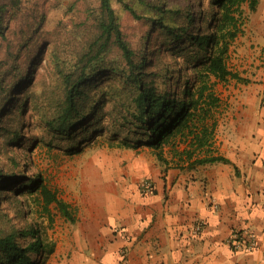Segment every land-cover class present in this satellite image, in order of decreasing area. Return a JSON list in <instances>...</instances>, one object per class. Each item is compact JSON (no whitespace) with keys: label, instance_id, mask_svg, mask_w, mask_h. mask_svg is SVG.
<instances>
[{"label":"trees","instance_id":"obj_1","mask_svg":"<svg viewBox=\"0 0 264 264\" xmlns=\"http://www.w3.org/2000/svg\"><path fill=\"white\" fill-rule=\"evenodd\" d=\"M120 1L125 18L113 0H41L29 8L25 0H0V205L8 190L18 196L26 188L75 221L69 203L41 175L22 180L25 165L10 151L25 139L30 108L52 136L47 144L57 140L69 153L80 151L112 115V146L146 144L167 165L230 162L208 153L217 127L212 112L220 102L212 78L249 81L228 66L227 54L261 0H173L172 6L139 0L152 15ZM51 6L74 14L72 22L46 29ZM142 21L148 28L137 39L134 22ZM44 60L46 71L39 74ZM53 251L54 243L35 226L0 214V264H45Z\"/></svg>","mask_w":264,"mask_h":264},{"label":"crops","instance_id":"obj_2","mask_svg":"<svg viewBox=\"0 0 264 264\" xmlns=\"http://www.w3.org/2000/svg\"><path fill=\"white\" fill-rule=\"evenodd\" d=\"M252 88L230 97L234 106L223 112L209 147L229 163L129 160L116 191L123 204L108 211L112 224L101 231L80 225L74 239L54 245L46 264H264V82ZM145 178L154 190L142 194ZM200 220L203 230L195 234ZM244 229L256 233L257 246L234 250L230 237Z\"/></svg>","mask_w":264,"mask_h":264},{"label":"rangeland","instance_id":"obj_3","mask_svg":"<svg viewBox=\"0 0 264 264\" xmlns=\"http://www.w3.org/2000/svg\"><path fill=\"white\" fill-rule=\"evenodd\" d=\"M25 1L26 7L29 8L41 0ZM90 1L96 4L97 0ZM129 1L139 11L153 14V9L139 0ZM169 1L172 6L174 1ZM113 4L118 14L125 18L126 12L122 2L113 0ZM262 4L261 2L257 12L250 15L244 34L231 44L227 54L228 66L249 81L235 79L220 81L212 78L215 95L220 99L212 112L217 122L216 133L223 112L234 106V103L229 101L230 97L236 94L251 93L254 91L253 83L264 82V5ZM73 16L72 13L67 15L63 7L51 6L45 23L46 29L62 30L66 24L72 22ZM134 24L136 29L132 34L138 39L140 31L148 28V21L134 22ZM254 53L259 54L254 55ZM254 56L256 57L253 58ZM177 60L183 66L186 65L182 56H178ZM46 62L44 60L43 66L39 68V74L46 71ZM187 71L193 73L192 69ZM37 79L38 75L33 81ZM259 95L261 97L264 95V89ZM263 106L264 98L259 101V108ZM27 113L29 114L23 127L26 140L12 146L10 150L18 155L25 165L26 175L22 180L28 181L34 176L41 175L44 183L56 190L60 199L69 203L75 221L66 219L55 203L46 206L39 191L31 194L26 188L21 195L17 194L18 196L8 190L7 194L10 196L2 199L0 214L3 216L7 213L13 221L22 226H35L41 236L54 243L55 246L63 240L74 239L80 225L87 228L98 227L101 231V227L112 224L108 211L109 209L115 211L123 204L122 198L120 195L118 197L116 191H118V186L123 185V177H126L127 166L125 167V164L133 159H156L152 148L146 144L138 150L112 146L110 141L115 125L112 115H107L101 123L103 130L96 132L91 139L85 142L80 151L69 153L65 150L66 146L57 140L52 144H47L52 139L51 134L46 132L31 108ZM119 123L120 121L117 129L121 128ZM34 138L35 142H32ZM165 148L167 154L170 155L168 146ZM115 162L119 166H113ZM144 181L151 180L145 178L139 183L140 192L142 194L153 192L152 181L151 190L143 191Z\"/></svg>","mask_w":264,"mask_h":264},{"label":"built area","instance_id":"obj_4","mask_svg":"<svg viewBox=\"0 0 264 264\" xmlns=\"http://www.w3.org/2000/svg\"><path fill=\"white\" fill-rule=\"evenodd\" d=\"M143 191L147 192L151 190L152 183L151 181H144L142 183ZM217 206V205H216ZM204 222L202 220L198 221L194 228L195 234H200L203 230ZM229 245L234 250H244V251H251L257 246V235L251 229H244V230H236L233 231Z\"/></svg>","mask_w":264,"mask_h":264}]
</instances>
